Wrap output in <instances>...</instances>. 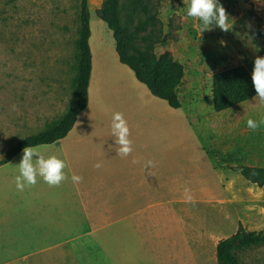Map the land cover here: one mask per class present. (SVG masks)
Segmentation results:
<instances>
[{
  "label": "rangeland",
  "instance_id": "1",
  "mask_svg": "<svg viewBox=\"0 0 264 264\" xmlns=\"http://www.w3.org/2000/svg\"><path fill=\"white\" fill-rule=\"evenodd\" d=\"M88 1V42L96 74L105 66L113 70V85L124 83L120 76L133 73L119 61L112 32L99 17L104 0ZM189 3L149 4L165 36L156 54L167 50L184 67L181 106L176 108L182 151L176 174L182 183L175 190L186 196L188 189V195L197 198L199 229L207 236L209 250L239 223L250 231H264V184L249 182L235 170L243 164L264 167V104L255 95L216 112L211 92L214 73L239 64L252 73L254 58L264 56V36L255 34L264 28V0H220L234 19L229 20V32L213 21L200 33L203 22L186 15ZM78 13L79 0H0V159L24 136L54 125L68 110L75 87ZM136 81L142 100L148 93L167 105ZM249 119L258 123L257 130L248 128ZM236 255L240 264H264V244L242 247Z\"/></svg>",
  "mask_w": 264,
  "mask_h": 264
},
{
  "label": "crops",
  "instance_id": "2",
  "mask_svg": "<svg viewBox=\"0 0 264 264\" xmlns=\"http://www.w3.org/2000/svg\"><path fill=\"white\" fill-rule=\"evenodd\" d=\"M133 75L113 85V70L96 74L91 54L86 106L64 137L36 145L66 163L60 186L37 177L18 191L22 150L0 165V264L217 263V243L207 250L199 229L197 198L185 202L175 190L182 183L181 117L148 93L142 100ZM114 112L130 130L126 157L111 133ZM73 174L82 180L74 183Z\"/></svg>",
  "mask_w": 264,
  "mask_h": 264
},
{
  "label": "trees",
  "instance_id": "3",
  "mask_svg": "<svg viewBox=\"0 0 264 264\" xmlns=\"http://www.w3.org/2000/svg\"><path fill=\"white\" fill-rule=\"evenodd\" d=\"M150 0H104L99 17L111 30L115 50L121 63L127 65L136 79L144 84L151 94L163 99L173 108L181 106L179 85L183 81L184 67L165 50L157 55V44L165 43L157 18L151 12ZM137 16L136 20L134 16ZM89 1L79 0L78 40L75 87L73 100L68 110L52 126L35 134L24 136L9 148L0 159V165L26 146L49 144L64 137L72 128L77 114L87 104V88L91 70ZM255 34L264 36V28ZM212 107L218 112L253 98L256 93L251 80V71L239 64L224 68L212 75ZM243 178L258 186L264 184V167L239 165L235 168ZM264 244V231H250L239 223L237 230L216 244L218 264H240L236 251L242 247Z\"/></svg>",
  "mask_w": 264,
  "mask_h": 264
},
{
  "label": "clouds",
  "instance_id": "4",
  "mask_svg": "<svg viewBox=\"0 0 264 264\" xmlns=\"http://www.w3.org/2000/svg\"><path fill=\"white\" fill-rule=\"evenodd\" d=\"M186 15L198 22H203V25L199 26L200 33L208 30V25L212 24L213 21L223 32L230 31V18L234 23V19L220 3V0H190ZM251 80L256 93L254 99H258L261 104H264V56L254 58ZM15 108L16 106L13 105V110ZM247 126L253 131L259 127L258 123L252 119L247 121ZM111 133L115 137V143L119 145L117 154L121 157L128 156L132 152V141L129 139L130 130L123 113H113ZM22 153V158L19 164L16 165L19 174L14 181L18 191H24L25 187L35 186L37 177H41L49 186L57 187L68 178L63 171L66 168V163L57 156L46 157L39 147L31 145L24 147ZM34 156L37 157L35 162L33 161ZM132 163H136V161L133 160ZM148 165L154 167L152 161H149ZM95 167L99 168L101 165L98 163ZM71 179L74 183H78L82 180V177L73 174ZM188 192L189 190L185 189V202H194L193 197L188 195Z\"/></svg>",
  "mask_w": 264,
  "mask_h": 264
}]
</instances>
